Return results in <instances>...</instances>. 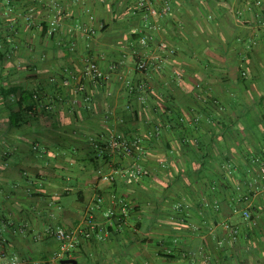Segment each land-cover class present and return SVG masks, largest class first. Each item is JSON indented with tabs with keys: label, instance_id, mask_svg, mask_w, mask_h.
Returning a JSON list of instances; mask_svg holds the SVG:
<instances>
[{
	"label": "crops",
	"instance_id": "0c3cea01",
	"mask_svg": "<svg viewBox=\"0 0 264 264\" xmlns=\"http://www.w3.org/2000/svg\"><path fill=\"white\" fill-rule=\"evenodd\" d=\"M135 5L0 0L2 251L53 258L58 244L46 230L76 228L99 193L116 192L136 204L131 228L102 243L82 238L77 264H264V173L252 163L264 152V6L176 0L167 17L145 21ZM146 26L155 40L148 48L135 33ZM162 42L175 54L158 50ZM85 57L108 76L105 89L85 81L88 103L51 82L80 79ZM142 59L145 73L136 70ZM38 92L50 111L33 110ZM138 135L151 174L134 186L100 183L109 167L88 138ZM227 224L239 228L236 240Z\"/></svg>",
	"mask_w": 264,
	"mask_h": 264
},
{
	"label": "built area",
	"instance_id": "2783aa9c",
	"mask_svg": "<svg viewBox=\"0 0 264 264\" xmlns=\"http://www.w3.org/2000/svg\"><path fill=\"white\" fill-rule=\"evenodd\" d=\"M175 1L136 0L134 12L142 13L145 21L150 17H167ZM56 6L60 7L58 4ZM248 6L250 9L259 10L263 8L264 0H248ZM85 13L90 21H94L90 7L85 8ZM27 19H31V17ZM152 29L151 26H146L145 29L135 32L138 35L137 41L141 47L148 48L155 43L151 33ZM83 31L87 36L95 34L94 28H91L88 23L84 25ZM54 32H56V28L53 29L52 33L54 34ZM157 49L163 51L168 56L175 54V50L165 42L158 44ZM159 63L161 64L162 61H159ZM149 68V60L142 59L138 62L136 70L137 72L145 73ZM114 69L117 68L114 67ZM120 79L123 80L130 92L136 91V87L132 82L127 81L123 76H120ZM85 81H89L94 88L105 89L108 85V76L101 66L95 60L88 57H85L83 60V70L80 79L72 73L67 74L66 77H61L60 82L56 78L51 79L52 83H60V86L64 88H71L76 95L83 98L85 103H88L91 100V95L87 91ZM107 96H111V93L108 92ZM46 101L48 100L45 94L42 92L36 93L34 95L35 105L33 110L50 111L52 106L46 104ZM127 110L133 111L130 106L127 107ZM121 122L123 121L121 120ZM153 135L159 136L158 128L155 129ZM88 144L94 153L104 160L109 167V171L100 177V183L112 186L119 179H122L125 184L134 186L151 174L150 170L145 166L146 149L145 139L142 136L138 135L130 138L116 136L110 139L104 136H91L88 138ZM34 150L43 154V151H40L37 144L34 146ZM256 163L260 164V167H263L262 173H264V164L260 157L256 159ZM177 208L187 210L189 207L188 205H178ZM135 212L136 204L125 196L116 192H101L95 197L94 202L88 206L85 218L76 228L68 229L64 226H58L55 228L49 227L46 230V235L53 238L58 244V251L53 258L46 261L22 259L19 257L6 258L2 251V246L6 243V240L0 238V264H61L64 260H73L82 238L99 243L106 242L112 234L121 233L131 228V219ZM243 217L246 221H249L251 213L248 210H244ZM225 228L231 239L236 240L238 238L240 234L238 227L227 224ZM206 259L207 261L209 260L208 258Z\"/></svg>",
	"mask_w": 264,
	"mask_h": 264
},
{
	"label": "trees",
	"instance_id": "16d2710c",
	"mask_svg": "<svg viewBox=\"0 0 264 264\" xmlns=\"http://www.w3.org/2000/svg\"><path fill=\"white\" fill-rule=\"evenodd\" d=\"M39 93V92H38ZM36 93H34L31 97H32V100L34 101V95ZM27 96V95H26ZM33 107V106H32ZM258 157L261 158V161L262 163H264V153L262 152L259 156L258 155H253L252 156V163H254L255 165H258L260 167V164L256 163V159H258ZM96 159L99 160L100 158L96 155ZM253 164V165H254Z\"/></svg>",
	"mask_w": 264,
	"mask_h": 264
},
{
	"label": "water",
	"instance_id": "95a60500",
	"mask_svg": "<svg viewBox=\"0 0 264 264\" xmlns=\"http://www.w3.org/2000/svg\"><path fill=\"white\" fill-rule=\"evenodd\" d=\"M61 264H77V261H75V260H64L61 262Z\"/></svg>",
	"mask_w": 264,
	"mask_h": 264
},
{
	"label": "rangeland",
	"instance_id": "374dc122",
	"mask_svg": "<svg viewBox=\"0 0 264 264\" xmlns=\"http://www.w3.org/2000/svg\"><path fill=\"white\" fill-rule=\"evenodd\" d=\"M264 164V163H263ZM239 236V235H238Z\"/></svg>",
	"mask_w": 264,
	"mask_h": 264
}]
</instances>
